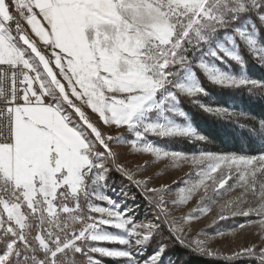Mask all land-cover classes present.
Returning a JSON list of instances; mask_svg holds the SVG:
<instances>
[{
	"label": "snow or ice",
	"instance_id": "1",
	"mask_svg": "<svg viewBox=\"0 0 264 264\" xmlns=\"http://www.w3.org/2000/svg\"><path fill=\"white\" fill-rule=\"evenodd\" d=\"M246 56L264 68V0H0V264H164L172 244L264 264V119L191 101L244 120L256 154H185L153 140L208 143L181 106L208 95L198 73L264 99ZM167 161L193 166L197 182L157 176ZM114 174L122 202L104 192ZM177 188L187 192L180 203L203 188L199 200L218 204L212 225H256L259 243L221 251L193 239L185 220L196 217L175 215ZM137 196L150 219L137 222L126 206Z\"/></svg>",
	"mask_w": 264,
	"mask_h": 264
},
{
	"label": "rangeland",
	"instance_id": "2",
	"mask_svg": "<svg viewBox=\"0 0 264 264\" xmlns=\"http://www.w3.org/2000/svg\"><path fill=\"white\" fill-rule=\"evenodd\" d=\"M232 71L238 72L239 71L238 66H234L232 68ZM198 76L201 79V83L203 81H206V83H208L210 87L214 89L221 88L219 86L211 85L207 81L206 77L203 76V73H198ZM193 99H198L200 100V102L208 103L213 106H223L219 104L220 101L217 98H215L208 92L207 96H203L201 94L196 98H185L181 105L182 108L185 110V112L188 113L187 108H189L190 110L192 108L191 106H193L196 109L199 108L198 105L193 104L191 102ZM228 108L230 110H234L231 107ZM188 116L192 125L197 129V131L200 134H202L201 131L196 127L189 113ZM179 122H182V120ZM153 140L157 143L158 146L164 147L168 150L181 151L185 154L198 153L199 151H214L217 153H229V152L221 151L220 148H218L209 138L207 144L193 142L190 141L187 137H181V136L169 137L164 139L153 138ZM157 164L159 165L155 169V174L157 176L164 175L165 179H168L170 177L171 179L174 180H180L182 181L180 185L181 187H185L187 189L191 187L192 184L197 182V178H195L192 175L193 166H191L190 164H185L182 161L176 162L175 164L172 161L157 162ZM183 181H186V183H183ZM123 183L124 182L121 180V178L118 175L114 174L108 182L109 184L108 188L104 189L105 194L109 195L111 198L117 201H121V202L124 201V197L120 193ZM208 183L210 184L211 182L209 181ZM202 193H203V188L199 189L198 192L193 193L192 197L184 203H180V197L181 195H186L187 192L181 194L179 192V189L177 188L173 193V195H175L178 200V203L176 205L177 211L175 212V215L180 216L181 213H183L184 217H188L189 215L196 217L195 219L185 220L186 226L191 225V227H186V230L192 232L193 239H197V238L207 239L211 247L219 249L221 251H226L229 248V246H231L232 248H236L238 246L247 245L249 242L259 243V241L256 238V234L260 231V229L256 225L249 226L244 230L243 233L241 232L233 233L231 231V229L236 223V221L232 219L219 221L217 225H212L211 221L218 210V204H209L207 198L204 201H200L199 196ZM209 196H214V193H212L211 190L209 191ZM227 198H228L227 196H224L222 199H227ZM125 203L126 206L131 207L135 210L134 217L137 222L151 218L152 213L150 212L147 203L143 200L142 197L137 196L136 200H131L129 198L127 201H125ZM197 205L210 207L211 211L205 212L203 214L194 213L193 209H195ZM110 230L119 231L115 229H110ZM216 230L223 231L225 235L224 236L215 235ZM196 233H200V235L197 236ZM105 246L119 247L118 245H105ZM176 249H177L176 244L170 245L167 252L165 253L164 264H172V262H174V264H183L187 254H184L185 256L184 255L180 256L179 254H177ZM98 258L102 260V264H119V261L112 258H103V257H98ZM247 260H252V259H247Z\"/></svg>",
	"mask_w": 264,
	"mask_h": 264
},
{
	"label": "trees",
	"instance_id": "3",
	"mask_svg": "<svg viewBox=\"0 0 264 264\" xmlns=\"http://www.w3.org/2000/svg\"><path fill=\"white\" fill-rule=\"evenodd\" d=\"M246 58L248 75L255 79L264 77V68L258 65L251 56ZM202 86H206V90L220 101V105L231 107L238 112L243 111L256 120L264 119V99L258 98L244 89H214L206 81L202 82ZM191 107L190 110L189 108L187 109L196 127L221 151L256 154L261 147L259 141L252 140L249 134L239 127V123H245L244 120L239 122L225 120L212 114L204 113L199 108ZM248 122L250 123V121ZM176 252L180 256L187 254L183 264H223L220 260H210L179 245H177ZM247 264H255V262L247 260Z\"/></svg>",
	"mask_w": 264,
	"mask_h": 264
}]
</instances>
